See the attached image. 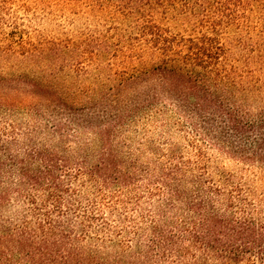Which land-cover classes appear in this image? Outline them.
<instances>
[{
    "label": "trees",
    "instance_id": "trees-1",
    "mask_svg": "<svg viewBox=\"0 0 264 264\" xmlns=\"http://www.w3.org/2000/svg\"><path fill=\"white\" fill-rule=\"evenodd\" d=\"M209 1L219 8L230 4L229 0L115 1L123 15L140 18V33L159 53L156 65L123 77L120 89L141 80L148 83L156 75L157 82L147 91L119 89L104 94L99 105L77 113L44 106L42 99L52 101L56 95L36 85L23 94L29 122L24 127L18 123L0 127V264H264V211L257 212L240 195L241 187L228 193L220 185L204 187L201 176L195 181L196 192L189 194L182 187L185 178L178 165L154 177L153 184L160 186L151 195L165 190L168 195L148 231L142 226L134 231L138 239L133 251L127 254L129 245L118 244L122 251L110 257L86 245L87 229L95 217L91 214L98 207L89 197L92 210L83 209L84 193L103 198L111 191L118 201L136 183L140 168L135 161L123 166L114 139L126 121L162 101V86L178 107L190 110L188 117L201 135L212 139L214 148L250 167L252 175L264 182V109L254 115L214 95L207 85L212 76L221 82L227 77V69L223 78L220 69L225 47L212 44L206 35L202 40L186 39L177 49L176 41L152 24L159 14L169 18L179 9L196 13ZM13 102L0 93V107L7 114L18 108ZM85 133L92 138L80 144L84 153L75 155L72 142ZM12 203L22 207L17 221L4 215ZM178 203L183 204L181 215L166 223V213Z\"/></svg>",
    "mask_w": 264,
    "mask_h": 264
},
{
    "label": "rangeland",
    "instance_id": "rangeland-1",
    "mask_svg": "<svg viewBox=\"0 0 264 264\" xmlns=\"http://www.w3.org/2000/svg\"><path fill=\"white\" fill-rule=\"evenodd\" d=\"M115 1L0 0V93L18 104L9 114L0 107V127L9 123L24 127L29 122L23 94L33 90V85L56 95L52 101L42 99L44 106L77 113L99 105L104 94L117 92L123 77L137 75L159 62L150 39L140 33V18L123 15ZM229 2L219 8L209 1L196 13L179 9L169 18L159 14L152 24L176 41L177 49L186 39L197 41L206 35L212 37V44L224 46L220 69L222 78L227 69V77L221 82L219 76H212L207 85L214 95L257 115L264 109V0ZM155 82L156 75L148 83L141 80L121 89L123 93L147 91ZM165 87L160 88L165 93L162 101L126 121L114 139L123 166L135 161L140 168L136 183L118 201L111 191L94 198L87 190L82 198L83 209L92 210L89 197L98 207L91 214L95 217L87 229L90 238L86 245L103 255L114 257L122 251L118 244L129 245L127 254L136 248L134 231L141 226L148 231L168 195L167 190L151 195L152 191L158 193L156 185L160 186L153 184L154 177L172 165L180 166L185 178L182 187L189 194L196 192L195 181L201 176L204 187L220 185L227 193L241 187L244 194L240 195L257 212L264 211V182L252 175L250 167L214 148L212 139L201 135L188 117L190 110L178 107L174 96L167 97ZM194 119L201 121L196 115ZM89 138L92 136L85 133L80 141L72 142L75 155L84 153L80 144ZM181 207L178 203L166 213V223L181 215ZM21 208L12 203L4 215L17 221Z\"/></svg>",
    "mask_w": 264,
    "mask_h": 264
}]
</instances>
